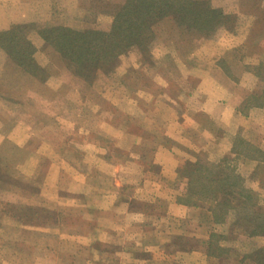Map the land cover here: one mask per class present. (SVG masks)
Returning a JSON list of instances; mask_svg holds the SVG:
<instances>
[{
	"label": "rangeland",
	"instance_id": "374dc122",
	"mask_svg": "<svg viewBox=\"0 0 264 264\" xmlns=\"http://www.w3.org/2000/svg\"><path fill=\"white\" fill-rule=\"evenodd\" d=\"M170 1L142 51L86 79L43 32L108 35L130 0H0V264L264 262V0H194L221 13L208 34ZM26 47L29 70L9 52ZM190 163H227L249 199L224 220L182 204Z\"/></svg>",
	"mask_w": 264,
	"mask_h": 264
},
{
	"label": "trees",
	"instance_id": "16d2710c",
	"mask_svg": "<svg viewBox=\"0 0 264 264\" xmlns=\"http://www.w3.org/2000/svg\"><path fill=\"white\" fill-rule=\"evenodd\" d=\"M183 3L177 10L178 14L183 15L178 16V18L187 20L189 26L193 24L194 29L208 34L211 28L221 21V13L210 9L208 6L203 7V9L200 8L198 13L193 15L192 13L189 14V7L196 2L194 0H183ZM170 6H172L170 0H159L158 3L157 0H130V2H127L123 6L122 11L114 19L108 35L91 30L85 32L69 30L58 36H53L50 32H43L44 39L53 42L57 46L56 50L58 54L62 56L65 66L71 73L88 79V77L90 78L95 74L94 71L98 68L101 70L109 68L110 63L123 50L120 49L121 43L128 46L132 44L133 40H136L138 42V49L142 51L144 48L143 40L146 37L149 38L151 34L147 18L153 14L152 10L154 8H159L158 14L164 15L166 13H162L161 10L166 11ZM187 15H189V19L184 18ZM190 15L193 16L194 20L190 19ZM151 20H153L152 17H150ZM104 37H106V40ZM9 52L12 58H19L16 59L18 64L24 69L29 70L26 60L30 58L31 53L28 47L10 50ZM187 165L186 167H188L189 172L188 176H185L187 179L185 193L179 197L180 200L178 199L182 204L198 207L203 200L212 202L218 207L216 213L212 211L216 215L214 219L219 214H222L221 218L224 220L228 214L226 209L233 208L229 203V198L235 201L237 197L234 194H237L238 197L249 199L244 194L243 187L242 189L236 188L240 186L238 182L226 178L227 175H234L232 173L233 170H227L226 176H222L225 168L228 167L227 163L222 164L224 165L223 167L222 165L205 166L200 165V163H190ZM196 174L197 178H194ZM211 175L213 178L210 177ZM259 227L260 230L264 229V226H258L257 228L259 229ZM253 232H256V230ZM260 264H264V262Z\"/></svg>",
	"mask_w": 264,
	"mask_h": 264
},
{
	"label": "crops",
	"instance_id": "0c3cea01",
	"mask_svg": "<svg viewBox=\"0 0 264 264\" xmlns=\"http://www.w3.org/2000/svg\"><path fill=\"white\" fill-rule=\"evenodd\" d=\"M212 100H214V99H212ZM222 108H223L222 109L223 110V114H228V116L230 115V118L233 119V108L231 106H227V105L222 106ZM217 109H218L217 106H215L214 108H210V111L213 114V111L216 112ZM223 114H222V118L220 120H222L224 122V124H226L228 127L232 128L234 126V125H232L233 122H229L225 118H223ZM237 125L238 124H235V126H237ZM208 134H209V131H208ZM156 154H157V156H156ZM155 157H156V162L158 164H160V166H163V167H169V168L175 169L181 163V154L179 152H178V154L177 153L171 154L170 152L165 151L161 147L158 148L157 151L155 152ZM168 233H169V235L170 234L171 235L176 234L174 232V230H172L171 232H168ZM194 253H196L195 255L197 256V252H194L193 250L190 251V249H189L188 250V258H189V255H190V258H191V256ZM207 260H208V263H210V264H214L215 263V259L214 258H211V260H209V258H207ZM195 264H197V263H195Z\"/></svg>",
	"mask_w": 264,
	"mask_h": 264
}]
</instances>
